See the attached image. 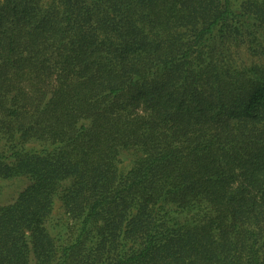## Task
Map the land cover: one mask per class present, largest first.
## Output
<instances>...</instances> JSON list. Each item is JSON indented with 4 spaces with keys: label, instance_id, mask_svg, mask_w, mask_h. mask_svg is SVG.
Segmentation results:
<instances>
[{
    "label": "trees",
    "instance_id": "1",
    "mask_svg": "<svg viewBox=\"0 0 264 264\" xmlns=\"http://www.w3.org/2000/svg\"><path fill=\"white\" fill-rule=\"evenodd\" d=\"M23 179L0 264H264V0H0Z\"/></svg>",
    "mask_w": 264,
    "mask_h": 264
},
{
    "label": "rangeland",
    "instance_id": "2",
    "mask_svg": "<svg viewBox=\"0 0 264 264\" xmlns=\"http://www.w3.org/2000/svg\"><path fill=\"white\" fill-rule=\"evenodd\" d=\"M26 180L22 181H4L0 184V204L10 203L16 197L18 191H20L26 184ZM66 185V184H64ZM59 203L57 202L55 208L58 209Z\"/></svg>",
    "mask_w": 264,
    "mask_h": 264
}]
</instances>
